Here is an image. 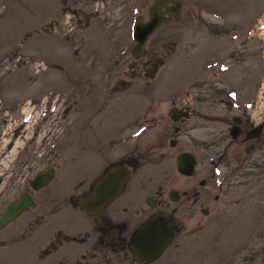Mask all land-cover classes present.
Listing matches in <instances>:
<instances>
[{
    "label": "rangeland",
    "instance_id": "1",
    "mask_svg": "<svg viewBox=\"0 0 264 264\" xmlns=\"http://www.w3.org/2000/svg\"><path fill=\"white\" fill-rule=\"evenodd\" d=\"M95 1L0 0V160L6 164L5 170L0 168V172L8 187L6 192L13 191L15 186L21 187L22 177L32 176L52 159L62 168L58 179L45 192L67 175H72L73 184L86 178L88 186L104 166L130 153L135 147V137L131 130L120 135L115 130L105 137L108 129L86 130V124L98 122L99 117L103 121L106 114L118 112L114 119L107 118L106 126L113 121L123 126L131 123L132 114L140 108L142 115L150 113L146 118L148 123L136 132V143L142 147L136 151L143 161L122 203L137 200L133 192L147 197L161 185L180 191L192 190L214 173L216 166H212L220 162L218 154L224 148L228 156L235 155L226 166L218 165L214 173L218 183L230 173L238 157L240 161L249 157L227 180L229 188L223 194L213 190L207 200L211 207L209 214H203L200 205H194L188 198L179 214L185 208V211L196 210L195 216L184 218V232L151 264H264V144L245 136L233 141L235 114L223 103L228 95L240 94V100L245 102L255 98L261 116L264 108V0H185L179 15L169 18L150 40V44L160 45V59L155 62L159 73L136 79L135 87L128 91L114 92L110 88L117 77L106 78L104 67L94 64H107L110 55H117L119 50L133 44L132 24L136 15L141 12L147 18V8L153 0H125V3L122 0L120 8V3L114 5L117 0H105V4L112 2V7H108L110 12L97 7L104 4ZM79 6L90 11L99 8L103 13L93 18L90 26L81 20L77 27L76 19L71 20L64 10ZM52 20L59 21V26L49 27L47 24ZM46 25L51 28L48 33L41 30ZM220 29L222 33L218 32ZM36 30L42 32L37 34ZM246 38L251 39L246 46L249 50L235 56L237 44L244 43ZM217 58L227 65L225 73L218 71L210 78L213 90L222 94L221 98L216 97L218 120L216 115L206 113L210 124H215L216 128L208 125L197 129L200 173L197 177H184L178 172L175 159L182 147L169 148V139L163 138L167 131L165 124L170 119L169 105H162L159 100L191 89L190 83L202 78L201 69L197 67L200 60L203 65L215 66ZM130 59L131 55L127 60ZM160 60L165 61V66L158 63ZM202 69L201 74H205V67ZM146 94H153L154 100H149ZM24 121L28 125L16 138L14 133ZM155 122L158 125L140 137L142 130L150 129ZM126 133L132 138L121 143H126L124 149H118L120 144L115 142L123 140ZM208 140L215 146L211 151L198 145ZM14 141L18 146L9 152L6 145L11 142L12 146ZM182 142L183 148L191 145L188 137ZM255 144L252 151L250 145ZM213 152L218 153L212 156L214 161L208 160ZM103 160L105 163L93 175L77 178L74 174L75 170L89 164L90 173ZM69 192L72 193L71 189ZM220 193L222 199L218 202L214 195ZM93 241L96 248L92 242H66L45 258L41 257L40 249L31 251L27 243L20 242L0 248V264H104L102 255L106 248Z\"/></svg>",
    "mask_w": 264,
    "mask_h": 264
},
{
    "label": "flooded vegetation",
    "instance_id": "2",
    "mask_svg": "<svg viewBox=\"0 0 264 264\" xmlns=\"http://www.w3.org/2000/svg\"><path fill=\"white\" fill-rule=\"evenodd\" d=\"M90 19L91 16H88L86 19V24L88 23V26L90 24ZM81 20L85 21V18L81 17V14L79 15L78 13L76 16V24L79 25ZM131 54L132 60L130 63L128 62V64H126V59L128 57L127 53L114 64L113 71L119 83L114 89L133 88L137 83L136 79L142 77L150 78L157 69L155 62L158 61L157 59H160V45L154 46L149 44V47L145 49L144 57L138 60H135L133 51ZM198 55L199 53L197 52V56ZM163 61L164 60H160L158 63ZM111 71L112 69L108 70V72ZM216 74V69L207 71L208 76L205 75V79L208 80L203 83L197 82V92L195 94H191L189 91H183L181 94H169L166 99L159 101L162 105L163 103H168L169 105L168 116L170 119L169 122L165 124L167 131L163 134V138L164 140H167V138L169 139V148L177 149L182 147L175 155L176 160L180 154L190 152L195 156L196 161L198 160V165L201 164V154L197 150V129L207 127L208 125H213L216 128L215 124H210L211 121L206 115V113L214 114L216 115V121L218 120L216 104L217 98H221L220 95L222 96V94H217L216 89L213 90L214 85L211 86L212 81L210 80L211 76L214 77ZM124 77L129 79L127 80ZM148 99L153 101V97H148ZM224 101L225 102L222 101L224 105H228V109L231 107L232 112L235 114L232 117V121L236 129L231 131L234 137L232 140L236 141L238 137L245 136L248 140L256 139L258 142L264 144V120H259L260 118L264 119V117L259 115L255 98L245 102L240 100V94H238L237 100L234 101L238 103V107L233 106V101H231L228 96L224 98ZM261 113L264 114V108ZM149 114L150 113L145 114V118H148ZM244 121L246 124H243ZM156 125H158V122L153 123L152 127ZM259 127L260 129L257 130ZM127 135L128 133L123 134L124 137ZM185 136L188 137V142L191 145L190 147L183 148L184 143L182 139L187 138ZM119 141H117V144ZM208 141H204L203 143L200 142L198 145L211 151L214 144ZM230 146L231 144L229 147ZM250 146L252 149V147H256V144L255 146ZM134 148L130 149V153L123 155L120 161L126 162L127 159H130L134 160L137 164L138 162L141 163L143 160L136 150L142 147L137 145L136 140ZM133 152H135V154ZM223 152L224 150L220 152V161H222L220 165L226 166V163L230 162L235 154L228 156L227 150ZM215 154L217 155L216 152H213L212 155H208V160ZM248 160L249 157H244L242 161H240L238 157V160L234 161L232 164L233 168L230 173L225 176L224 180L221 181L219 185L216 182L217 178L213 173V168L211 169L210 167L211 173L213 174L203 178L199 185L192 190L184 189L180 191L172 188L160 187L147 197L140 196L134 192L133 196L138 197L137 200L131 199L122 203V199L125 198V196L114 201L100 214L95 216L87 215L78 204L80 195L90 190L93 181L90 182L88 186L85 185L86 179L76 180L74 184L71 180L64 181L61 188H70V186H72L71 190L74 192L80 191L79 193H72L64 197L54 194L52 190H48L49 192L47 191V193L43 192L44 188L35 190L24 177L22 187L17 191L6 192L8 188L6 190H3L4 188L0 190V212H3L11 202L18 199L23 194L33 198L34 205H28L13 222L0 228V243H2L3 246H8L25 242L29 245L28 247L31 251L40 249L41 257L45 258L55 249L58 250L63 247L68 241L75 239V241L80 240V243L92 242V246L97 247L93 241L95 240L96 243L98 242L99 246L106 248V252L102 255L104 264H129V262H131V264H139L133 260L129 251L130 238L138 226L149 218L155 210L174 211L175 214L178 213L177 215H179L182 221L185 220L184 218L194 217L196 210L185 211L184 208V212L179 214L181 206H185L189 199H192L194 205L199 204L204 214H209L211 207L207 200L213 190H218L223 194L225 190L229 188L227 180L230 179L231 175L236 173V170L244 166ZM59 167L62 168L60 165ZM59 167L57 166V169H59ZM84 167L88 169L90 165H85ZM216 167H218V165H216ZM199 170L200 167L197 169L196 164L194 175L185 177H197L200 173ZM4 181V178H0V187L5 185ZM222 194L214 195L215 200L219 202L222 199ZM139 217L143 218L138 219ZM58 221L62 223L60 225L56 224ZM83 233L86 237L82 235ZM45 243L46 246L44 247Z\"/></svg>",
    "mask_w": 264,
    "mask_h": 264
},
{
    "label": "water",
    "instance_id": "3",
    "mask_svg": "<svg viewBox=\"0 0 264 264\" xmlns=\"http://www.w3.org/2000/svg\"><path fill=\"white\" fill-rule=\"evenodd\" d=\"M162 15L154 14L152 19L147 24L139 23L136 27V35L140 40V45L144 44L150 33L161 22ZM52 175V169L40 173L36 181L40 184L45 183ZM116 176L113 179V176ZM130 175L128 168L118 165L109 170L102 181L95 184L93 192L85 198L81 205L88 212H96L103 208L113 198H115L124 188V185ZM24 207V201L13 203L9 209L0 217V225H3L15 215H17ZM180 226L169 219L165 214H159L152 218L138 233L142 239L141 248L138 249L140 254L134 250V255L141 260H153L158 257L160 252L171 242L177 235ZM155 241V247H150ZM155 253L151 256H145L143 253Z\"/></svg>",
    "mask_w": 264,
    "mask_h": 264
},
{
    "label": "bare ground",
    "instance_id": "4",
    "mask_svg": "<svg viewBox=\"0 0 264 264\" xmlns=\"http://www.w3.org/2000/svg\"><path fill=\"white\" fill-rule=\"evenodd\" d=\"M7 147H9V152H12L13 149H15L18 146V142L14 143L13 146H11V142H8V144L6 145ZM14 147V148H13ZM1 153V152H0Z\"/></svg>",
    "mask_w": 264,
    "mask_h": 264
}]
</instances>
